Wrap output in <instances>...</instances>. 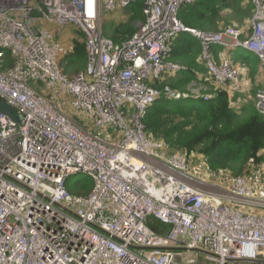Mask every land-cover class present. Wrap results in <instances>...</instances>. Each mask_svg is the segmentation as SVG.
<instances>
[{
  "label": "built area",
  "instance_id": "2783aa9c",
  "mask_svg": "<svg viewBox=\"0 0 264 264\" xmlns=\"http://www.w3.org/2000/svg\"><path fill=\"white\" fill-rule=\"evenodd\" d=\"M133 2L0 0V65L7 53L14 61L0 71V99L20 117L0 115V264H264V163L207 181L201 156L171 152L143 124L161 96L211 98L151 85L181 69L167 59L181 32L199 41L211 82L231 95L243 73L213 49L258 57L254 109L264 118V0H250L247 30L213 32L179 20L194 0H143L144 21L114 43L105 17L118 19ZM65 27L83 36L85 72L62 68L76 38ZM77 175L92 180L88 194L69 192ZM150 217L169 230L156 233Z\"/></svg>",
  "mask_w": 264,
  "mask_h": 264
},
{
  "label": "trees",
  "instance_id": "16d2710c",
  "mask_svg": "<svg viewBox=\"0 0 264 264\" xmlns=\"http://www.w3.org/2000/svg\"><path fill=\"white\" fill-rule=\"evenodd\" d=\"M242 7L247 16L251 17L250 0H194L192 4L179 9L178 18L187 28L205 32L207 29L215 31L221 27L216 30L219 31L230 25L225 12L237 15ZM142 9L143 0H134L125 9L128 13L126 20L109 23L108 27L104 28V35L117 44L129 39L137 30V25L144 21ZM78 34L79 36L72 41V48L62 59V68L70 75L83 70L87 62L83 36ZM200 53V43L194 36L188 32L179 33L171 42V52L167 59L178 64L181 69L167 73L161 82L155 81L151 85L158 88L167 85L184 93L180 90L182 86H187L194 80L200 81L208 87L207 92L211 98L207 101L179 99L172 102L161 96L149 106L144 116V131L148 138L168 145L171 152H187L194 153L196 157L201 156L209 179L224 181L243 174L252 166L264 163V118L256 111H252L251 107L236 110L232 106L235 96L211 82L207 68L200 60ZM219 53L227 54V57L233 59L234 64L240 65L241 72L252 84L250 86L252 91L256 92L263 86L262 81L260 84L257 83L262 75L257 56L240 48L227 53L215 47L214 56ZM13 63L9 53L5 54L0 71L12 66ZM198 75L203 78L198 79ZM85 178L83 179L85 186L76 183L74 193L67 184L69 192L78 195L88 194L93 188V183L90 178ZM81 186L83 193L78 191V187ZM147 225L160 235L169 230V226L153 217L147 220Z\"/></svg>",
  "mask_w": 264,
  "mask_h": 264
},
{
  "label": "rangeland",
  "instance_id": "374dc122",
  "mask_svg": "<svg viewBox=\"0 0 264 264\" xmlns=\"http://www.w3.org/2000/svg\"><path fill=\"white\" fill-rule=\"evenodd\" d=\"M120 15H124V18H126V16L128 15L127 11L124 10L123 12L120 13ZM226 20H228L230 22V25L233 23H237L240 27H242L243 29H246L249 27V21L251 19L250 15L247 16L245 9L242 7L240 12L237 15H229L225 14ZM250 17V18H249ZM122 21H125L123 20ZM114 20V16L109 15V17H105L104 20V28L108 27V24L111 23ZM119 20H117L118 22ZM248 21V22H247ZM248 23V24H247ZM141 23H139L137 25V27L140 25ZM225 24H229V23H225ZM223 25V24H222ZM227 27V26H226ZM221 27L217 28L216 30L220 29ZM224 29V28H223ZM215 30V31H216ZM222 30V29H221ZM65 32H69L70 34L73 35V37H77V35L79 36V34H77L75 31L68 29V28H64ZM220 31V30H219ZM62 32V30H61ZM205 32H213L209 29H207V31ZM82 39V38H81ZM63 41H67V39H63ZM173 63V62H172ZM240 65L238 64V67ZM241 68V67H239ZM79 72H85V68ZM261 77L260 79L257 80V83H261ZM202 82L200 81H192L191 83H189L187 86H182L179 85V87H181V91H184V93H191V94H202L208 91V87L205 86L204 84H201ZM250 87L249 81H247L246 79V75H243L241 78V82H240V89H239V93L238 95H234L235 96V100L232 103V106L236 109V110H240L242 107H251L252 111H255L254 107H255V94L256 92L251 91L249 93H247L248 88ZM179 91V90H178ZM65 110L71 114L73 117L76 118V120L83 125V127H85L87 130H90V127L88 125V122L85 118H83V116L81 114H79L78 112H76L75 110H73L69 105L64 107ZM82 118L84 119V123H82ZM197 160L195 159V162ZM86 177V176H85ZM84 176L81 175H77V176H72L69 181H68V185L69 188L72 189V192L74 193V186L76 185V183H82L83 186H85V184L83 183V179H86ZM205 179L207 181H209L208 176L205 177ZM78 187V191L79 193H83V189L82 187ZM78 195V194H76Z\"/></svg>",
  "mask_w": 264,
  "mask_h": 264
},
{
  "label": "water",
  "instance_id": "95a60500",
  "mask_svg": "<svg viewBox=\"0 0 264 264\" xmlns=\"http://www.w3.org/2000/svg\"><path fill=\"white\" fill-rule=\"evenodd\" d=\"M88 72L91 70V65L87 67ZM13 109L10 105L0 99V115L6 116L10 118L12 121L19 123L20 117L18 115L13 114Z\"/></svg>",
  "mask_w": 264,
  "mask_h": 264
},
{
  "label": "crops",
  "instance_id": "0c3cea01",
  "mask_svg": "<svg viewBox=\"0 0 264 264\" xmlns=\"http://www.w3.org/2000/svg\"><path fill=\"white\" fill-rule=\"evenodd\" d=\"M226 14H227V12H225ZM124 18V15H120L119 14V17H118V19H114L112 22H115V23H119V22H122V19ZM117 20H119L118 22H117ZM123 20H126V18L125 19H123ZM248 22V21H247ZM248 24V23H247ZM261 72V71H260ZM198 77V79H201V78H203L201 75H198L197 76ZM249 80V79H248ZM195 81V80H194ZM261 81H262V84H263V79H262V77H261ZM249 84H250V86L252 85L251 83H250V80H249ZM165 86V85H164ZM252 91V90H251Z\"/></svg>",
  "mask_w": 264,
  "mask_h": 264
}]
</instances>
